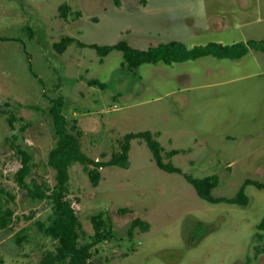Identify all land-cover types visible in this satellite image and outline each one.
<instances>
[{
  "label": "rangeland",
  "instance_id": "obj_1",
  "mask_svg": "<svg viewBox=\"0 0 264 264\" xmlns=\"http://www.w3.org/2000/svg\"><path fill=\"white\" fill-rule=\"evenodd\" d=\"M63 2L66 17L58 9ZM64 35L85 44L124 39L139 48L171 39L188 47L258 41L264 0H0V206L11 209L10 224L0 228V264H41L56 249L42 230L50 201L29 197L14 173L19 146L32 154L27 181L54 183L48 110L58 95L91 159L109 158L130 131H157L164 151L180 150L163 156L182 173L159 168L139 138L131 140L128 167H100L97 185L80 162L70 166L67 196L80 240L93 238L91 215L112 220L115 236L92 246L97 264H264V231L257 228L264 187L246 184V204L209 202L184 176L216 174L215 197L234 196L247 178L264 181V50L145 62L130 71L118 49L101 57L73 42L58 52L53 43ZM91 78L104 85H90ZM136 217L148 226L129 235Z\"/></svg>",
  "mask_w": 264,
  "mask_h": 264
},
{
  "label": "trees",
  "instance_id": "obj_2",
  "mask_svg": "<svg viewBox=\"0 0 264 264\" xmlns=\"http://www.w3.org/2000/svg\"><path fill=\"white\" fill-rule=\"evenodd\" d=\"M121 0H114L116 5H120ZM59 13L66 17L70 13V6L63 2L58 6ZM77 10L76 14L80 15ZM75 42L77 45H88L96 50L101 57L107 55L110 51L118 49L122 52L123 62L126 68L133 71L142 63H156L163 61L171 63L174 61H185L195 59L205 55H214L216 57L239 58L249 49L254 47L264 50V39L248 40L246 42H234L223 44L221 42L211 41L202 45L188 47L183 41L171 39L166 42L150 44L146 48H139L129 44L126 40L120 39L117 42L109 44H97L95 42L85 44L70 35H64L59 41L54 42L53 46L58 52ZM90 85L97 84L103 86L104 83L98 79H88ZM64 98L61 95L50 98L49 114L52 118L53 132L56 138L54 145L48 152L47 163L54 170V183L49 185L46 181H39L32 178L27 181V175L31 170L32 154L22 148L17 147L15 153L19 162L18 168L14 173V179L19 187L26 190L32 199H47L50 201L52 215L49 222L42 226V230L47 236L56 240V249L42 258L41 264H54L56 262H67V264H97L93 260L92 246L111 240L115 234L111 217L104 212L93 214L90 217L93 227V238L89 242L80 240L81 224L75 213L73 203L67 196L69 168L75 162L83 165L91 184L97 185L100 179V167L117 165L128 167L129 148L132 139L139 138L143 140L151 152V157L155 164L164 171L182 173L180 167L174 165L170 160L165 161L163 156L164 148L157 140L159 132L152 130L130 131L123 135L119 141L118 149L112 151L107 159H91L81 149L80 138L82 129L76 119L67 118L62 112ZM180 150L172 148L164 151L168 158L178 153ZM185 178L194 186L197 194L202 199L209 202H233L246 204L248 197L244 192L245 185L252 183L258 188L264 187V181L245 179L244 183L232 197H215L212 195V189L218 184L219 178L216 174L205 175L203 177H193L184 173ZM3 191L0 189V194ZM3 196L5 194H2ZM11 222V209L7 212L0 206V228L7 227ZM147 228L148 223L140 218H134L128 228V234H132L134 227ZM257 228L264 231V215L257 224Z\"/></svg>",
  "mask_w": 264,
  "mask_h": 264
}]
</instances>
